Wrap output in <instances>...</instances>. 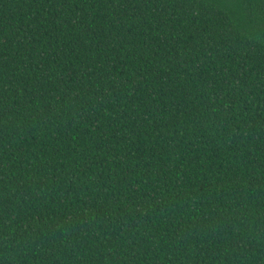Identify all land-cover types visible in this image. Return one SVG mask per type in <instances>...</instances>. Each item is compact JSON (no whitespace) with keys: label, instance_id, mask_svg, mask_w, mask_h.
<instances>
[{"label":"trees","instance_id":"obj_1","mask_svg":"<svg viewBox=\"0 0 264 264\" xmlns=\"http://www.w3.org/2000/svg\"><path fill=\"white\" fill-rule=\"evenodd\" d=\"M0 264H264V0H0Z\"/></svg>","mask_w":264,"mask_h":264}]
</instances>
